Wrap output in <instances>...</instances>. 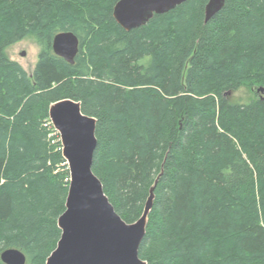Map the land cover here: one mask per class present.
<instances>
[{
	"label": "trees",
	"instance_id": "16d2710c",
	"mask_svg": "<svg viewBox=\"0 0 264 264\" xmlns=\"http://www.w3.org/2000/svg\"><path fill=\"white\" fill-rule=\"evenodd\" d=\"M117 1L0 0V253L45 264L56 247L69 175L48 109L69 98L96 120L92 172L125 222L156 180L146 264H264V98L225 94L264 88V0H224L206 22L207 0H186L127 31ZM62 31L73 64L52 50ZM27 37L30 74L6 53Z\"/></svg>",
	"mask_w": 264,
	"mask_h": 264
},
{
	"label": "water",
	"instance_id": "95a60500",
	"mask_svg": "<svg viewBox=\"0 0 264 264\" xmlns=\"http://www.w3.org/2000/svg\"><path fill=\"white\" fill-rule=\"evenodd\" d=\"M185 1L118 0L112 8V17L127 31ZM223 6L224 0H207L204 21ZM52 50L56 56L73 64L79 39L71 31L58 32L53 37ZM257 90L264 92L263 87ZM48 115L59 134L69 181L65 209L57 219L60 238L45 264H146L139 257L138 248L152 208L156 180L148 191L140 217L132 223L125 222L92 172L96 120L82 113L80 102L69 98L51 103ZM0 260L4 264H26L25 254L16 248L2 250Z\"/></svg>",
	"mask_w": 264,
	"mask_h": 264
},
{
	"label": "rangeland",
	"instance_id": "374dc122",
	"mask_svg": "<svg viewBox=\"0 0 264 264\" xmlns=\"http://www.w3.org/2000/svg\"><path fill=\"white\" fill-rule=\"evenodd\" d=\"M39 51L40 46L33 37H27L6 49L8 57L11 60L18 62L28 74H30L34 69ZM21 52H24L25 55L22 56ZM259 87H261V85H242L237 90L232 92L227 91L225 94L228 95L227 97L231 101L247 103L256 96L264 98V92L257 90Z\"/></svg>",
	"mask_w": 264,
	"mask_h": 264
},
{
	"label": "bare ground",
	"instance_id": "6f19581e",
	"mask_svg": "<svg viewBox=\"0 0 264 264\" xmlns=\"http://www.w3.org/2000/svg\"><path fill=\"white\" fill-rule=\"evenodd\" d=\"M113 6H114V5H113ZM216 13H217V12H216ZM216 13H215V14H216ZM215 14H214V15H215ZM48 120H49V119H48ZM58 141H59V140H58ZM60 149H61V148H60ZM66 182H67V181H66Z\"/></svg>",
	"mask_w": 264,
	"mask_h": 264
},
{
	"label": "built area",
	"instance_id": "2783aa9c",
	"mask_svg": "<svg viewBox=\"0 0 264 264\" xmlns=\"http://www.w3.org/2000/svg\"><path fill=\"white\" fill-rule=\"evenodd\" d=\"M66 181L68 182V178L66 179Z\"/></svg>",
	"mask_w": 264,
	"mask_h": 264
}]
</instances>
